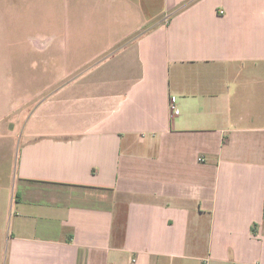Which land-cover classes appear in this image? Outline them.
Listing matches in <instances>:
<instances>
[{
  "label": "crops",
  "instance_id": "1",
  "mask_svg": "<svg viewBox=\"0 0 264 264\" xmlns=\"http://www.w3.org/2000/svg\"><path fill=\"white\" fill-rule=\"evenodd\" d=\"M60 3L114 20L150 0ZM160 10L120 39L123 73L0 133L1 264H264V0Z\"/></svg>",
  "mask_w": 264,
  "mask_h": 264
},
{
  "label": "rangeland",
  "instance_id": "2",
  "mask_svg": "<svg viewBox=\"0 0 264 264\" xmlns=\"http://www.w3.org/2000/svg\"><path fill=\"white\" fill-rule=\"evenodd\" d=\"M14 3L19 9H7ZM109 12L64 9L60 0H0V17H4L0 19V133L15 134L19 129L22 133L43 125V120H36L45 116L42 112L29 122L45 100L88 98L89 83H109L123 73L131 63L120 62L118 70L119 64L107 62L131 42V36L120 41L124 35L140 28L139 36L152 27L160 16V0H150L143 17L141 11L136 16L116 10L114 22ZM75 82L81 84L61 96L63 88ZM56 108L61 110L60 105ZM66 124L54 123L58 128Z\"/></svg>",
  "mask_w": 264,
  "mask_h": 264
}]
</instances>
